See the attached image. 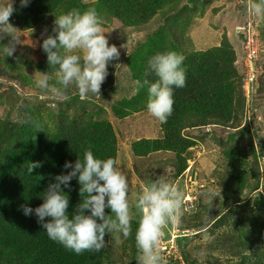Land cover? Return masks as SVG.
I'll return each mask as SVG.
<instances>
[{
    "label": "trees",
    "instance_id": "obj_1",
    "mask_svg": "<svg viewBox=\"0 0 264 264\" xmlns=\"http://www.w3.org/2000/svg\"><path fill=\"white\" fill-rule=\"evenodd\" d=\"M184 1L31 0L29 6L21 8L20 0H15L17 11L10 16V22L18 30L28 31L36 61L25 52L0 54V111L2 108L4 115L0 117V264H138L135 230L139 216L134 209L136 219L128 239L119 237L117 242L118 234H106V247L101 252L76 255L50 240L36 216H25L21 206L35 209L42 204L49 184L57 175L70 171L64 168L66 161L74 163L86 149L101 159L118 158L120 134L114 122L148 112L147 87L140 88L137 81H155L156 77L148 72V60L165 51L185 56L186 86L175 90L173 115L166 124L159 123L160 135L132 141V150L136 156L144 157L162 152L161 159H166L176 177L192 168L195 172L200 166L199 178L208 183L198 189L194 208L180 219L179 228L196 233L177 238V254L182 259L171 256L167 263L264 264V119L255 114L259 92L264 95V16L258 23L249 13L248 23L233 32L220 28L221 22L216 24L209 31L216 38L220 30L224 31L220 42L203 49L190 32L198 23L196 17L193 19L198 6L202 17L209 0H191L192 7L185 12L181 7ZM88 8L98 11L103 28L115 27L125 36L146 35L135 49L122 54L126 57L120 64L126 65V75L120 76L119 60H114L108 66L100 95L89 94L81 99L78 89L70 86L58 104L48 106L36 98L29 101L34 96L23 89L36 87L35 73L49 72L53 81L56 78L57 70L51 69L42 49L43 40L56 35L55 15ZM251 28L257 32L254 37L261 55L256 66L262 73L250 97L244 90L243 54ZM121 38L113 42L128 41ZM12 43L10 36L0 33V48ZM117 79L132 81V93L115 96ZM194 129L198 132L193 133ZM256 131L260 140L254 136ZM199 145L215 151L210 166L206 158L194 161L192 149ZM33 163L38 166L29 172ZM159 173L152 179L154 182L161 178ZM209 188L220 194L213 203L204 199ZM79 189L76 179L65 189L70 214L82 201ZM106 212L110 214V209ZM210 229L213 235L204 242L206 251L201 245L192 246L193 239ZM221 248L224 257H215L214 251ZM193 251L204 253L205 260L191 258Z\"/></svg>",
    "mask_w": 264,
    "mask_h": 264
},
{
    "label": "clouds",
    "instance_id": "obj_2",
    "mask_svg": "<svg viewBox=\"0 0 264 264\" xmlns=\"http://www.w3.org/2000/svg\"><path fill=\"white\" fill-rule=\"evenodd\" d=\"M14 2H0V33L7 34L13 41L11 45L0 48V54L6 56L13 55L21 37L20 30L10 22V16L17 11ZM30 3L31 0H20V7H27ZM250 3L252 6L249 13L264 15V0ZM55 17L53 31L56 35L45 38L42 49L51 69L57 70L56 78L53 81L49 72H41L39 76L35 73V86L54 97H63L64 90L70 86L78 89L81 99L89 94L100 95L110 62L120 57L118 47L115 44L109 45L102 17L95 8L84 11L72 9ZM250 30L257 33L254 28ZM245 56L244 50L243 61ZM184 61L185 56L181 53L158 52L148 60V72L156 77L155 81H137L140 88L147 87V111L161 124H166L173 115L175 90L186 86L187 69ZM259 79L252 84L251 92ZM245 82L244 74V88ZM37 166L31 164L28 171L31 172ZM64 168L70 171L57 175L55 182L49 184L42 195V204L35 209L21 206L25 216H36L50 240L76 255L99 253L106 247V234H118L117 242L119 237L128 239L132 235V223L136 219L134 208L139 216L135 230L138 264H167L163 254L166 253L165 247L172 250L171 256L176 255L182 259L177 254L176 245L180 230L177 225L172 230L167 225L177 224L183 213L190 212L195 205L192 202V208L185 210L183 195L177 187L158 178L142 191L133 204L129 197L128 177L118 158H98L89 148L74 163L66 161ZM73 179L80 184L82 201L70 214V198L65 189L71 187ZM193 195L196 202L197 194ZM204 195L206 203H213L220 196L213 188H209ZM106 209H110V214ZM181 230L191 231L193 235L196 233L194 230ZM166 231L169 235L171 232L176 235L166 241Z\"/></svg>",
    "mask_w": 264,
    "mask_h": 264
},
{
    "label": "rangeland",
    "instance_id": "obj_3",
    "mask_svg": "<svg viewBox=\"0 0 264 264\" xmlns=\"http://www.w3.org/2000/svg\"><path fill=\"white\" fill-rule=\"evenodd\" d=\"M199 1L206 2L207 0H199ZM252 1L254 2V0H245L241 2L240 0H209L206 6L203 8L202 17L200 16V13H201L200 11H202L201 7L198 6L200 11L197 8L198 11H196L197 13L194 14L195 16H193V19L195 17L197 18L198 23L192 26L191 32H190L192 39L197 43L198 46H201V48L205 49L213 44L215 45L218 42H220V36L222 35L224 31L220 30V33L218 34V38L214 36L213 38L212 33L209 31V30H212L213 29L212 27H214L216 24H219L221 22V25L219 24L220 28L223 26L224 28L226 27L227 32H233L234 28H237V29L243 28L245 23L246 22L248 23L249 11H251V6H252L250 2ZM181 7H182V10H184V12L186 10L188 11V9L192 7L191 0H185L182 3ZM219 8L221 9L225 8V9H223V11H220L221 9L216 11V9H219ZM253 15H254L253 18H255L258 21V23L260 20L262 21L263 16H264V15H256V14H253ZM104 31L106 32L105 35L108 37L109 45L115 44L120 50V57L118 58L119 64H118L117 70L120 73V76H123V75L125 76L126 75L125 73L126 65L120 64V63H121V59H123L126 56L122 54L124 53L126 55L132 49H135L137 46L136 44L144 40L146 35L145 34L139 35V34L133 33L131 36H125L122 33V31L117 30L115 27H112V26H107V28L104 27ZM189 31L190 29L188 30V32ZM27 33L28 31L27 32L20 31V34H21L20 42L16 44L14 53L16 55V54L25 52L30 55L31 59L35 60L34 55H32L33 49L31 47V42L29 41ZM251 35L253 38H255L254 37L255 34H251ZM121 37H126L128 41L124 43H120V44L113 42L115 40L121 41L122 40ZM247 49L248 48L246 47V50ZM32 73L33 72H31V74ZM37 76L39 75L37 74ZM122 81L121 80L118 81L117 79L115 87H114L116 89L115 96L117 97H122L125 92H129L130 94L132 93V89H131L132 81L126 80V79H122ZM2 89L5 90L6 87H3ZM23 90H26V92L34 96L31 99H29V101L32 102L34 98H36L38 100L45 101V104L48 106L58 104V102H61L64 99L63 97H54L50 93L39 91L36 87H33V86L32 87L27 86ZM244 90H245V93L248 96H250L251 88L250 89L244 88ZM262 95L263 94L259 92V97L256 100L258 109L256 110L255 114H257L258 117L264 119V97H263L264 95L263 96ZM29 101H20V103L29 102ZM250 114L251 112L248 115ZM2 115H3V110L1 108L0 117ZM248 115L245 116V120H247L246 118ZM108 116L110 118H113L111 113H108ZM14 118L15 119L18 118L16 114H14ZM114 123L120 134L118 159L121 162L122 170L126 173L128 177V182L130 186L129 197H130V200L133 202V204L136 198L142 193V191L150 187V185L154 182L152 179L156 178L155 175L159 173L157 171H160L159 175L161 176V178L159 179H162L174 185L182 193L184 209L188 210L192 208L191 203L195 202V197L193 194H197L198 189L201 187V185L206 183L205 179L199 178L201 174L200 166L195 169V172L193 171V168H192V170L191 169L187 170L182 176L176 177V174L170 171L169 169L170 165L164 161L166 159H161L160 155L163 154L162 152L151 153L149 156L144 157V156H136L132 150V141L140 139L142 137H147V138L158 137L160 135L159 133L160 131L159 123L160 122L155 117H153L149 112H147L143 114H136L132 117L124 118L123 120H117ZM192 132L197 133L198 129H194L192 130ZM254 134H255L254 136H256V139L260 140L258 132L256 131ZM192 151L194 154V161L195 159H198V158H206V160L209 162L207 166L211 165V158L213 155L215 156L214 150L205 148L204 146L201 148V145H199L197 147H194ZM194 161H190V164H193ZM215 178L220 180V178L218 177H215ZM207 184L208 183H206L205 185ZM205 185H203V187H205ZM188 194L189 196H187ZM204 199H206V196H204ZM179 224H180V220L175 225L169 224L167 226L168 228L172 230L173 227L177 225L178 229L180 230V232L177 234L180 236H186L188 232H191V231L183 232L179 228ZM167 226L165 228H167ZM183 227H187V224L183 223ZM211 229L205 232L204 234L200 235V237L193 239L192 246L201 245L203 246V250L206 251V247H205L206 244H204V242H207V238L210 237V235H213V232ZM215 232L217 231L214 229V233ZM168 233H169L168 231H166L165 233L166 241H169V237L173 239L172 235H176L173 232H171L170 235ZM177 238H176V242L178 246ZM187 245L188 247H190L191 243L188 242ZM161 246L165 247L164 244L162 243H161ZM165 249H166V253H163V254L165 255L164 257L166 258V261H169L171 254H173V252L170 248L165 247ZM118 253L121 254L122 252H118ZM214 255L215 257H219V256L224 257L223 248H221L218 251H214ZM192 257H196L197 260H200V261H204L205 260L204 258H206L204 253L198 252V251H193V255L191 256V258Z\"/></svg>",
    "mask_w": 264,
    "mask_h": 264
},
{
    "label": "built area",
    "instance_id": "obj_4",
    "mask_svg": "<svg viewBox=\"0 0 264 264\" xmlns=\"http://www.w3.org/2000/svg\"><path fill=\"white\" fill-rule=\"evenodd\" d=\"M248 39L245 42V89H250L260 75L259 67L256 66V61L259 57V45L251 34H255L252 30L249 31ZM246 47L248 48L246 50Z\"/></svg>",
    "mask_w": 264,
    "mask_h": 264
}]
</instances>
